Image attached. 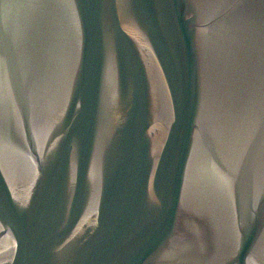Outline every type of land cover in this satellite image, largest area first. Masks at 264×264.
<instances>
[{
    "label": "water",
    "instance_id": "1",
    "mask_svg": "<svg viewBox=\"0 0 264 264\" xmlns=\"http://www.w3.org/2000/svg\"><path fill=\"white\" fill-rule=\"evenodd\" d=\"M0 264H264V0H0Z\"/></svg>",
    "mask_w": 264,
    "mask_h": 264
}]
</instances>
